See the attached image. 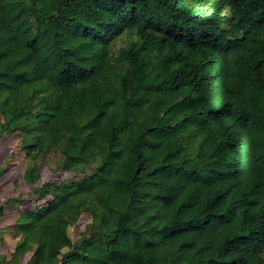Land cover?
I'll list each match as a JSON object with an SVG mask.
<instances>
[{"label":"trees","instance_id":"16d2710c","mask_svg":"<svg viewBox=\"0 0 264 264\" xmlns=\"http://www.w3.org/2000/svg\"><path fill=\"white\" fill-rule=\"evenodd\" d=\"M16 129L28 182L55 150L75 176L33 188L0 264H264V0H0Z\"/></svg>","mask_w":264,"mask_h":264},{"label":"rangeland","instance_id":"374dc122","mask_svg":"<svg viewBox=\"0 0 264 264\" xmlns=\"http://www.w3.org/2000/svg\"><path fill=\"white\" fill-rule=\"evenodd\" d=\"M136 39V32L128 31L111 44L112 50L115 51ZM23 123H26L24 118L11 121L13 126ZM23 135L21 129H16L0 136V204L4 207V212L0 216V254H5L8 258H11L16 242L20 237L15 231L16 217L21 211L34 209L39 205L40 200L38 201L39 198L33 193V188L46 181H64L75 176L73 170L61 167L60 152L55 150L46 157L39 159V163L42 164L40 176L38 180L32 183L28 182L24 176L28 160L22 149ZM91 165H96V163ZM91 165L90 167H92ZM90 167L88 168L89 171H91ZM90 222L91 216L88 213H83L78 222L69 227L71 237L77 240ZM68 251H71L68 247L64 249V252ZM30 255L31 252H28L21 259V264H25Z\"/></svg>","mask_w":264,"mask_h":264}]
</instances>
